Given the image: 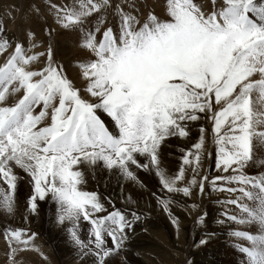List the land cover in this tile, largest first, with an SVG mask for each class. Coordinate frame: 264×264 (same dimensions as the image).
Listing matches in <instances>:
<instances>
[{"label": "snow or ice", "instance_id": "obj_1", "mask_svg": "<svg viewBox=\"0 0 264 264\" xmlns=\"http://www.w3.org/2000/svg\"><path fill=\"white\" fill-rule=\"evenodd\" d=\"M125 2L139 11L134 0ZM208 2L205 10L197 0H165L167 18L149 12L143 21L112 0L51 4L64 29H83L97 15L94 28L83 32L80 41L89 53L77 63L83 90L54 61L51 46L46 53H32L37 45L29 32V48L20 42L13 47L0 26V56L5 57L0 64V182L7 186L0 187V210L14 212L20 179L15 170H22L32 184L29 210L34 213L36 201L50 196L57 222L71 225L73 242L85 255L95 256L96 264H106L124 247L132 221L114 205L100 215L107 210L97 193L83 190L80 165L102 163L132 181H137L133 167L154 171L168 193L190 196L196 186L203 192L208 178L198 181L197 175L207 139L204 127L174 176L160 162L162 144L170 137L187 138L188 124L203 114L212 123L217 169L233 173L212 183L235 184L216 190L239 193L227 203L241 215L227 218L259 226L257 234L230 235L249 242L237 245L246 264H264V173L244 171L257 147L264 146V0ZM109 9L118 17L117 28L103 27L106 20L100 14ZM32 11L39 14L38 8ZM44 57L43 67L34 68ZM99 110L114 121L118 133L106 127ZM185 166L193 173L186 184ZM157 202L171 217L173 201L157 197ZM132 216L140 218L135 212ZM81 219L90 224L86 242L79 235ZM172 222L177 224L175 218ZM34 238L25 229L4 231L13 254V243L24 251ZM10 264H15L11 256Z\"/></svg>", "mask_w": 264, "mask_h": 264}, {"label": "rangeland", "instance_id": "obj_2", "mask_svg": "<svg viewBox=\"0 0 264 264\" xmlns=\"http://www.w3.org/2000/svg\"><path fill=\"white\" fill-rule=\"evenodd\" d=\"M112 2L113 6L116 3H123L125 10L133 11L141 21L146 18L149 12H153L161 19L167 18L160 13L161 9H158V7L161 8V5H165V0H134L136 8L139 9V11H135L134 9L129 8V3L125 2V0H112ZM129 2H131V0H129ZM197 2L200 3L205 8V10H208V0H197ZM72 3L73 0H0V26L4 28L3 35L11 41L13 47L16 42H20L26 49L29 48V32L34 34L32 37V43L37 45V47L31 49L32 53H46L48 47L51 46L54 61L62 65L66 75L68 74V78L72 81L75 78L73 83L76 80L77 81L75 82L76 85L75 83L74 85L77 88L83 90L82 85L84 84V81L82 79H79L81 77L80 70L77 67V63L88 59L89 54L80 47V41L83 32L87 31L90 27L94 28L97 20V15L94 14L91 18L86 20L83 29H64L60 27L59 24H57L55 13L50 8V5L57 4L59 6H64L65 4L71 5ZM155 4L157 5V7ZM33 8H38L39 14L32 11ZM100 15L105 16L106 23L105 25H103V27H118V17L113 14V11L111 9L107 10L106 14L101 13ZM65 44L68 45V48L71 49L70 52L75 50L69 56L65 55ZM11 50L12 49L10 48L9 52H11ZM4 59V56H0V64L4 62ZM45 59L46 57L41 58V60L37 64L33 65V67H43ZM70 68L71 70L73 69V72L70 70ZM75 69H77V71ZM80 81L82 82V85L79 84ZM100 112L104 113L102 110H99L97 115L102 120V122H104L106 127L113 133H118L115 131V127L112 126V124H115L114 121H112V119L107 114H105L107 116H103ZM201 116L202 118L200 120L190 122L188 124L189 136L187 138L170 137L166 140V144L162 145L160 149V152L163 153H160V161H162L161 167L166 170V173L169 176H174L181 168L182 157L184 156L185 152L190 150L192 148V145L197 142L200 136L201 127H204L207 130L205 151L200 163L199 174L197 175L198 181L204 176H207L208 178L205 181L204 190L203 192H201L199 186H196L192 189V193L190 196H184L182 193H178L181 198L178 201L173 202V206L176 207V209L178 210V215L181 216V218L186 217V215H189L192 218V214H194V217L192 218V224L190 226V229H188V233H183L184 231L182 230V225H184V223L182 224V219L176 216L174 217L172 214L170 217L169 213L165 212L163 208L158 204L157 197L160 198L158 194V192H160L159 190L165 191L167 193L166 198L163 199H168L169 194L160 184V181L155 175V172H153V174L151 175L149 171L137 169V172L135 173H139L140 176L138 177L141 178L140 180L145 183L146 181L155 183L153 178L158 179L157 182L159 183L156 182V186H160L159 188L153 187L152 192L154 189L155 191L150 194L149 198L154 201L152 203H154V207L157 208V212L163 213L168 224L172 226L174 236H169L166 230V226L161 223V220L157 216H155L156 214L154 210H152L149 202H142L143 208L147 212L139 208V201L135 200L125 201L129 205H133V208L135 210H127L128 208L120 207L115 203H109L110 200L108 198V195H105L106 193H103L99 189L101 185L100 183L98 184V175H96L97 169L95 167H98L102 163L97 164L96 166H94V168L93 166H89L87 164H82L80 167L82 170L84 169L83 172L86 178V182H88L84 184L85 186L83 185V190L85 188V191L97 193L101 199V202L104 204L105 209L107 210L105 213H101L100 215H106L108 212H111L114 205L116 209H120L121 211L127 210L126 212H124L130 219L133 218L132 213L135 212L137 216L144 217L140 218L148 223L149 228L153 227L152 229H150L152 235L150 234L149 236V238H151L152 245H150V248L147 250V252L143 254V257L147 256L145 257V259L147 261H150L149 263L152 262L151 264H246V257L238 250L237 245L249 246V242L244 239L236 238L230 235V233L233 231H244L252 234H257L259 232V226L256 224H238L227 218L228 215L232 214H235L237 216L241 215L238 208L227 203L228 200L235 199L239 195V193H230L228 191L216 190L219 188L227 189L230 187H236L235 184H227L219 180L215 182V186L212 183L214 178L218 176H228L232 175L233 173H225L222 170L217 169L216 148L212 142V123L210 120L204 117L203 114H201ZM167 146L170 147L171 150L170 153L166 155L164 151H162V149L167 148ZM162 155L164 158H162ZM262 160H264V146H259L257 147L255 152V162H251L244 169L245 173L249 175L264 173V164L260 163ZM168 166L169 168H167ZM185 167L186 173L184 183L186 184L187 181L192 178L193 173L190 166ZM255 168L258 170H256ZM15 171L16 174L20 177L15 193V210L12 214H7L3 210H0V264H10V256L14 258L15 264H96V259L93 258L92 255H85L81 251V249L73 242L71 236L69 237L70 234L68 232V229L69 227H71V225L67 222L63 224L57 222V205L51 200L50 196L46 197V199L43 201H36L37 208L34 213L29 210L28 200L29 197L33 194L30 178L20 169H16ZM89 186H92L93 188H89ZM0 187H4L6 189L7 186L0 182ZM193 205L195 207H193ZM211 215L214 219H217V224L224 226V228H220V232L216 231L218 230L217 226H215L216 228H211L209 224H207L206 220ZM201 217L203 218L202 222H198V219ZM173 218L177 220V224H173ZM43 219L45 220L43 221ZM34 222L39 223L36 225V223ZM88 227L90 228V224L87 221L81 219L79 235L85 242L89 239ZM7 228L25 229L27 230L29 235L34 233L35 238L32 241V245L29 246V249L20 251L19 249L23 246L13 243L12 247L16 248L17 251L14 254L11 253L9 244L4 239V231ZM58 230L61 231L58 232ZM42 234L43 236H45L43 237ZM50 235L53 236L54 241L57 239L56 242L61 246L54 247L52 243L48 241ZM126 235L128 238V234ZM201 240H206V243L200 244ZM69 241L74 244L72 245V243ZM126 242H128V239L125 241V243ZM108 246L111 247L110 238L108 239ZM69 248L72 249L69 250V252L71 253L70 255L68 254L69 252L66 251ZM122 249H124V247ZM122 249L121 252L119 251L117 254L112 255L111 258L109 257V260L107 259L108 262L106 261V264H124L127 257L126 254L121 255ZM59 252H61V254ZM76 252L77 254L81 253V255H83L84 257L82 256L81 258L80 256H77ZM62 253H64V257L62 256ZM88 258H91L93 261L91 259L88 260ZM136 260L139 262L138 259Z\"/></svg>", "mask_w": 264, "mask_h": 264}, {"label": "bare ground", "instance_id": "obj_3", "mask_svg": "<svg viewBox=\"0 0 264 264\" xmlns=\"http://www.w3.org/2000/svg\"><path fill=\"white\" fill-rule=\"evenodd\" d=\"M156 3V2H155ZM165 4V3H164ZM156 5V4H155ZM160 6V5H159ZM165 5H161V8H159L158 7V9H161L160 10V13L162 14V15H164V16H166V14H165V7H164ZM156 7H157V5H156ZM145 13V12H144ZM161 14H160V16H161ZM68 37V36H67ZM22 40V39H21ZM75 45V44H74ZM72 46V45H71ZM70 46V47H71ZM61 48V47H60ZM66 49V50H65ZM77 49V48H76ZM64 51H66V56H69V55H71L74 51H72V52H70L71 51V49L70 48H68V45H66L65 44V47H64ZM89 54V53H88ZM77 56V55H76ZM76 56H74V57H76ZM62 57V56H61ZM69 58V57H68ZM71 58H72V56H71ZM70 70H71V68H70ZM73 70V69H72ZM71 70V71H72ZM76 71H77V69H75ZM73 72V71H72ZM75 73V72H74ZM68 75V74H67ZM73 75V74H72ZM79 79H81V78H79ZM75 80V78L73 79V81ZM77 81V80H76ZM75 81V82H76ZM74 82V83H75ZM79 84H81L82 85V82L80 81L79 82ZM75 85H76V83H75ZM83 86V88H84V84L82 85ZM98 113V112H97ZM103 116H107V115H105L106 113H102V112H100ZM102 115H100V116H102ZM109 119V118H108ZM110 120V119H109ZM105 121V120H104ZM112 123V122H111ZM198 124V123H197ZM112 126H114L115 127V124H112ZM191 126H192V124H191ZM115 131L116 132H118V130L116 129V127H115ZM169 139V138H168ZM171 140V139H170ZM179 141V140H178ZM166 142L167 141H165L162 145H165L166 144ZM178 143H180V142H178ZM168 144V143H167ZM172 144V143H171ZM175 144V143H174ZM178 145V144H177ZM162 148H164V147H162ZM170 150H171V148L170 147H168L167 146V148H164V149H162V151H164V153L167 155V154H169L170 153ZM161 153V152H160ZM161 154H163V153H161ZM180 155V154H179ZM169 156V155H168ZM162 158H164L163 157V155H162ZM140 159V161H141V163L143 162L144 163V158L143 157H140L139 158ZM170 161V160H169ZM160 162H162V161H160ZM166 162V161H165ZM168 162V161H167ZM255 162V161H254ZM171 163V162H170ZM256 164H257V162H256ZM255 164V165H256ZM163 165V164H162ZM165 165V164H164ZM255 165H253V166H255ZM80 167H81V165H80ZM165 167V166H164ZM87 168V167H86ZM94 168V167H93ZM96 169H97V174L96 175H98L97 176V178H98V184L100 183V185H101V187L99 188L103 193H106L105 195H108V198H109V200L111 201V203H115L116 205H119L120 207H124V208H128L127 210H131V209H133V210H135L133 207V205H129V204H127V202H125V201H127V200H135V201H139V204H138V207L139 208H141V209H143V210H145L144 208H143V205H142V202L143 203H148L149 202V204H150V206L152 207V210H154V212H155V216H157L160 220H161V223H163L165 226H166V230H167V232H168V234H169V236H174V231H173V229H172V226L170 225V224H168V222L166 221V219H165V217H164V215H163V213H158L157 212V208L156 207H154V203H152V202H154V201H152L149 197H150V194H152L154 191H155V189L153 190V192H152V189H153V187H158L159 188V186L160 185H158V186H156V182L158 181V179H156V178H153L154 179V181H155V183H150V181H146V183L145 182H142L140 179L141 178H139L138 176H140L139 175V173H135V175H136V177H137V181H132V180H127V179H125L124 178V176H122L118 171H109V170H107L104 166H103V164H101V165H99L98 167H95ZM166 168V167H165ZM167 168H169V166L167 167ZM257 168V167H256ZM255 168V169H256ZM92 169V168H91ZM95 169V170H96ZM82 170V169H81ZM84 170V169H83ZM82 170V171H83ZM94 170V171H95ZM256 170H258V169H256ZM93 171V172H94ZM133 171L134 172H137V169L135 168V167H133ZM139 172V171H138ZM150 172V174L152 175L153 174V172L154 171H149ZM103 175H102V174ZM146 173V172H145ZM144 173V174H145ZM89 174V173H88ZM101 174V175H100ZM23 175V174H22ZM88 176V175H87ZM90 176H91V174H90ZM95 176V175H94ZM144 176V175H143ZM19 177V176H18ZM145 177V176H144ZM96 178V177H95ZM90 179H91V177H90ZM90 181H92V180H90ZM97 182V181H96ZM95 182V183H96ZM86 183H88V182H86ZM157 183H159V182H157ZM87 185V184H86ZM85 186V185H84ZM92 187V186H91ZM90 186H89V188H91ZM88 188V189H89ZM93 188V187H92ZM161 188V187H160ZM162 189V188H161ZM84 190H85V188H84ZM160 192H158V194H159V196H160V198L161 199H163V198H166V196H167V193L165 192V191H162V190H159ZM156 192V193H157ZM169 195V197L171 198V200L174 202V201H178L180 198H181V196L180 195H178V193H168ZM168 197V199H170ZM183 200H185V199H183ZM18 202V201H17ZM204 202H206V201H204ZM206 206V205H205ZM20 207V206H19ZM56 209V208H55ZM22 210V209H21ZM40 210V209H39ZM39 210H38V212H39ZM57 210V209H56ZM127 210H124L125 212L127 211ZM209 210V209H208ZM54 211V210H53ZM146 211V210H145ZM51 212V211H50ZM147 212V211H146ZM160 212V211H159ZM169 212L175 217H178V218H180V219H182L181 220V222H182V224L184 223V225H182V230L184 231L183 233H188V229H190V226H191V224H192V218L194 217V214H192V218L189 216V215H186V217H182L181 218V216H179L178 215V210L176 209V207H174L173 206V203L170 205V208H169ZM21 213V212H20ZM25 213H26V211H25ZM42 213V212H41ZM48 213H49V211H48ZM54 213V212H53ZM46 214V213H45ZM56 214H57V212H56ZM126 214V213H125ZM129 214V213H128ZM137 214H139V213H137ZM154 215V214H153ZM12 216V215H11ZM13 216H14V214H13ZM34 216V215H33ZM51 216V215H50ZM131 216V215H130ZM44 217V216H43ZM54 217H55V214H54ZM140 217H142V216H140ZM149 217V216H148ZM147 217V218H148ZM153 217V216H152ZM196 217V216H195ZM9 218V217H8ZM12 218V217H11ZM49 218V217H48ZM53 218V217H52ZM128 218V220H130V221H132V227L130 228V229H127L126 231H127V233L126 234H128V242H126L125 243V245H124V249H122V253H121V255L122 254H126V261H125V263L124 264H151V263H149L150 261H147L146 259H145V257H147V256H145V257H143V254L144 253H146L147 252V250L150 248V245H152L151 244V238H149V236H150V234L152 235V232L150 231V229H152L153 227H148V223H146L143 219H141V218H139V219H134V218H129V217H127ZM142 218H144V217H142ZM156 218V217H155ZM14 219V218H13ZM34 219V218H33ZM50 219V218H49ZM220 219V218H219ZM45 219H43V221H44ZM51 220V219H50ZM209 220V221H208ZM217 219L215 218H213V216L211 215L210 217H208L207 218V220H206V222H207V224H209V226L211 227V228H213V227H215V226H217L218 227V230H216L217 232H220L221 231V229L220 228H224V226H222V225H220V224H217V221H216ZM36 221V220H35ZM15 222V221H14ZM17 222V221H16ZM155 222V221H154ZM159 222V221H158ZM34 223H36V222H34ZM39 223V222H38ZM38 223H36V225L38 224ZM51 223V222H50ZM153 223V222H152ZM1 224V223H0ZM18 224V223H17ZM30 224V223H29ZM150 224V223H149ZM53 225V224H52ZM151 225V224H150ZM42 226H44V225H42ZM41 226V227H42ZM47 226V225H46ZM161 226V225H160ZM20 227V226H19ZM60 227V226H59ZM33 228H35V227H33ZM64 228H66V227H64ZM89 228V227H88ZM216 228V227H215ZM63 229V228H62ZM64 230V229H63ZM66 230V229H65ZM161 230H163V229H161ZM61 231V230H60ZM59 230H58V232H60ZM87 231H88V229H87ZM57 232V231H56ZM39 233V232H38ZM48 234V233H47ZM220 234V233H219ZM64 235V234H63ZM62 235V236H63ZM66 235V234H65ZM184 235H186V234H184ZM42 236H43V234H42ZM45 236V235H44ZM43 236V237H44ZM69 237H70V235H69ZM175 238V237H174ZM57 240V239H56ZM56 240L54 241L53 240V236L52 235H50V237H49V239H48V241L50 242V243H52V245L54 246V247H57V246H61V245H59L57 242H56ZM69 242H71V241H69ZM68 243V242H67ZM72 243V242H71ZM154 243V242H153ZM156 243V242H155ZM66 244V243H65ZM74 243H72V245H73ZM69 250H72L71 248H69L68 250H66V251H68L69 252ZM56 251V250H55ZM78 251V250H77ZM80 251V250H79ZM65 252V251H64ZM67 252V253H68ZM73 252V251H72ZM81 252V251H80ZM120 252H121V250H120ZM60 254H61V252H59ZM66 253V254H67ZM63 254L64 253H62V256H63ZM69 255L71 254L70 252L68 253ZM76 254H77V252H76ZM148 254V253H147ZM152 254V253H151ZM68 255V256H69ZM65 256V255H64ZM63 256V257H64ZM77 256H80L81 258H82V256L83 255H81V253H78L77 254ZM76 256V257H77ZM58 257H59V255H58ZM67 257V256H66ZM84 257V256H83ZM90 257V256H89ZM69 258H71V257H69ZM87 258V257H86ZM93 258H95L96 259V257H94L93 256ZM111 258V257H110ZM68 259V258H67ZM89 259H91V258H88V260ZM136 259H138L139 260V262L136 260ZM92 260V259H91ZM109 260V259H108ZM199 260V259H198ZM207 260H209V259H207ZM206 260V261H207ZM78 261V260H77ZM84 261V260H83ZM82 261V262H83ZM93 261V260H92ZM205 261V262H206ZM108 262V261H107Z\"/></svg>", "mask_w": 264, "mask_h": 264}]
</instances>
